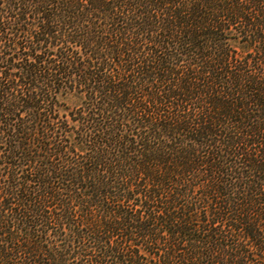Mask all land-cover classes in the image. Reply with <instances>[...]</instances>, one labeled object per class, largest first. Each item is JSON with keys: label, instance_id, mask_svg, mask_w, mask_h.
<instances>
[{"label": "trees", "instance_id": "16d2710c", "mask_svg": "<svg viewBox=\"0 0 264 264\" xmlns=\"http://www.w3.org/2000/svg\"><path fill=\"white\" fill-rule=\"evenodd\" d=\"M0 264H264V0H0Z\"/></svg>", "mask_w": 264, "mask_h": 264}]
</instances>
